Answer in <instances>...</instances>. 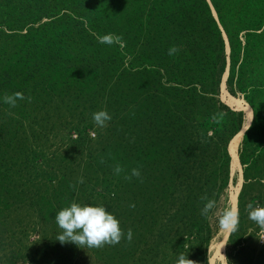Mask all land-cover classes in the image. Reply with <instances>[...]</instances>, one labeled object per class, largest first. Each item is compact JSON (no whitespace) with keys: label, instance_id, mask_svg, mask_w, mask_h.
Returning a JSON list of instances; mask_svg holds the SVG:
<instances>
[{"label":"rangeland","instance_id":"obj_1","mask_svg":"<svg viewBox=\"0 0 264 264\" xmlns=\"http://www.w3.org/2000/svg\"><path fill=\"white\" fill-rule=\"evenodd\" d=\"M18 91L31 102H3ZM262 180L264 0H0V264H264ZM205 194L238 206L237 231ZM73 201L131 242L61 243Z\"/></svg>","mask_w":264,"mask_h":264},{"label":"clouds","instance_id":"obj_2","mask_svg":"<svg viewBox=\"0 0 264 264\" xmlns=\"http://www.w3.org/2000/svg\"><path fill=\"white\" fill-rule=\"evenodd\" d=\"M87 27V25H85ZM91 31V30H90ZM96 37L100 44H113L124 47L123 37L108 33L105 35H98L91 32ZM179 51L175 45L171 46L168 50L169 55H174ZM31 97H25L22 92H15L12 94H5L3 102L10 107H16L19 101L27 100L31 102ZM248 117L252 119V113H248ZM93 122L100 128H106L108 122L111 121L112 116L105 110L94 112L92 115ZM103 163V161H101ZM114 173L119 175L124 169L120 165H116L113 169ZM141 175L139 168H133L131 175L125 178L131 180L132 177L139 178ZM79 184L84 183L83 177L78 179ZM264 183V180L261 181ZM115 196V193H113ZM204 205L201 208V215L206 219L210 218V214L216 215L219 218V226L225 233H232L237 231L239 225V208L234 205L229 198L227 206L222 210L218 207L217 201L214 198H209L206 194L201 197ZM130 207H135L134 204ZM249 219L255 222L261 229V240H264V207H255L251 204L248 206ZM56 223L63 230L62 234L58 235L57 240L61 243L72 242L81 248H102L105 245L114 246L119 244L122 239H127L131 242L133 233L131 229L124 230L120 227V221L110 213L104 206H90L80 205L73 201L69 207L60 210L55 216ZM210 252V249H209ZM177 264H196L195 261L185 257L183 253L179 255ZM209 264L211 261L209 259Z\"/></svg>","mask_w":264,"mask_h":264}]
</instances>
